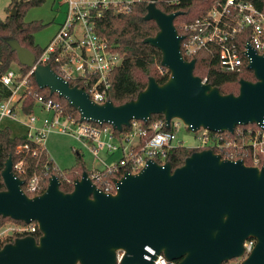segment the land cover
<instances>
[{"label": "water", "instance_id": "95a60500", "mask_svg": "<svg viewBox=\"0 0 264 264\" xmlns=\"http://www.w3.org/2000/svg\"><path fill=\"white\" fill-rule=\"evenodd\" d=\"M157 1L146 5L143 19L155 22L158 32L144 42L161 53V66L170 74L164 84L149 78L134 100L119 106L109 100L92 102L49 65L35 67L36 85L65 99L80 121L107 124L118 132L132 121L146 123L153 115H162L166 128L179 119L190 132L261 127L264 55L247 47L255 81L240 79L237 95H222L193 74L195 60L181 55L183 37L173 21L182 12L163 13ZM10 15H15L14 9ZM7 42L19 63L32 68L34 55L14 40ZM1 176L5 190L0 191V216L36 222L40 236L5 244L0 264H115L117 249L125 252L120 264H152L155 256L146 248L176 264H222L239 257L248 238L256 244L241 264H264V160L258 169L241 160H221L211 150L193 152L174 170L169 162L148 160L138 174L124 173L114 180L115 194L96 188L83 172L70 193H63L52 175L42 194L28 197L10 157ZM146 255L150 260L144 259Z\"/></svg>", "mask_w": 264, "mask_h": 264}, {"label": "built area", "instance_id": "2783aa9c", "mask_svg": "<svg viewBox=\"0 0 264 264\" xmlns=\"http://www.w3.org/2000/svg\"><path fill=\"white\" fill-rule=\"evenodd\" d=\"M65 2L67 10L62 23L27 75L20 77L18 72L9 70L1 77L0 83L10 91V95L0 102V120L11 116L15 100H20L28 90L27 78L33 75L35 67L49 65L50 62L57 67V74L65 81L84 80L89 87L86 93L92 102L103 104L108 101L106 90L109 88V78L112 71L121 65L122 55L113 49L106 38L96 34L94 20L107 10L114 14H129L142 0H65ZM149 2L150 0L147 4ZM178 34L183 37L180 52L186 61L195 60L197 54L205 53L222 71L235 74L250 71L253 74L249 68L247 47L259 56L264 55V12L243 0H218L204 15L182 24ZM159 71L161 74L169 72L162 66L159 67ZM202 82L206 83V80L203 79ZM35 105H40L46 115L41 118L33 114L28 115L25 134L28 140L44 148L47 135L57 131L84 143L95 160L101 164L99 168L90 169L88 177L96 188L106 194H115L114 180L120 179L124 173L138 174L148 160L154 162H157L156 159L163 160L167 151L183 146L175 134L180 123L183 124L179 119H175L178 122L174 125L170 122L169 131H164L166 127L164 119L153 121L148 128H143L140 121H132L130 130L115 137L111 126L92 125L80 121L79 118L66 114L52 99L38 97ZM38 121L39 125L36 124ZM199 131L202 133L197 137L196 147L192 149L211 150L219 155L221 160L243 162L246 159L250 167L258 169L262 167L264 123L254 129L237 126L232 133L211 132L203 128L195 132ZM24 150L30 152L32 156L36 155V151H30L27 145L24 146ZM100 152H105L107 156L118 153L119 157L116 162L109 164L100 157ZM12 170L17 176L23 174L25 158L12 165ZM114 173L119 177L104 180L105 176ZM22 190L28 197L38 196L44 192L37 174L32 175L26 182L23 181ZM25 236H32L38 240L40 232L36 222L9 223L0 228V244L11 238ZM255 244L254 238L246 239L242 244V254L227 261L228 264H241L251 254ZM145 250L149 256H155L152 264H176L162 254L156 255L152 249ZM124 254L121 249L115 251V264L121 263ZM149 256H144V259L150 260Z\"/></svg>", "mask_w": 264, "mask_h": 264}, {"label": "trees", "instance_id": "16d2710c", "mask_svg": "<svg viewBox=\"0 0 264 264\" xmlns=\"http://www.w3.org/2000/svg\"><path fill=\"white\" fill-rule=\"evenodd\" d=\"M148 1L142 0V2L136 4L129 14H114L107 10L94 20L96 34L106 38L113 49L122 55V63L112 71L109 78V88L106 90V99L115 106L134 100L137 94L146 88L149 78H154L159 85H162L170 75L169 72L161 74L159 71L161 66V53L159 50L144 42L158 32L155 22L143 19ZM216 1L218 0H159L156 2V7L166 14L182 12L173 21L176 30L180 32L182 24L189 23L204 15ZM243 1L264 12V0ZM43 2L44 0H10L9 5L6 7V17L3 20L0 19V79L7 71L11 70L13 64L19 67L20 77L26 76L29 71V68L19 63L17 54L11 49L8 40H14L21 47L30 51L35 60L43 53L44 48L41 49L34 43V34L41 30L43 25L39 22L25 23L23 21L24 14L28 9ZM12 9L15 10L14 16L10 15ZM194 58L196 63L193 74L201 80L205 79L207 84L217 88L222 95H237L240 79L255 81L250 71H245L242 74L222 71L216 62H212L207 58L205 53H199ZM49 65L55 73H58V69L54 64L50 62ZM68 83L71 87L77 86L85 92L89 90L84 80H69ZM27 84L28 90L24 92L19 100L20 111L23 115H30L33 112L36 99L43 97L57 102L66 114L76 119L79 118L78 112L65 99L58 97L56 94H50L48 89H40L36 85L33 75L27 78ZM9 95L10 91L3 88V97L7 98ZM160 119H164V117L153 115L148 122L140 123L143 128H148L153 121ZM89 123L97 125L92 122ZM247 127L257 128L255 124L242 126V128ZM170 129L171 126L169 128L165 127L164 131ZM128 130H130L129 127H123L121 132L112 129V133L115 137H118ZM25 145L28 146L30 151H36V155L32 156L30 152L24 150ZM195 151L197 150L177 146L167 151L163 160L156 159V163L169 162L172 170H174L181 167L184 160ZM9 157L12 160V165L25 158L24 173L19 174L18 177L26 182L32 175L37 174L43 190L47 187L49 177L55 175L60 182L59 189L63 193H70L73 190V182L79 179L83 172H87L88 175L91 173L90 169L85 168L82 156L78 152L73 167L57 171L45 148H41L28 140L26 135L13 137L10 129L5 127L0 129V191L5 190L1 172ZM243 162L246 166L250 165L246 159ZM115 177H119V175L116 173L110 174L105 176L104 180L109 181ZM9 223L24 224L21 221H14L0 216V228ZM14 239L11 238L2 242L0 249L5 244L12 243ZM222 264H228V262Z\"/></svg>", "mask_w": 264, "mask_h": 264}, {"label": "rangeland", "instance_id": "374dc122", "mask_svg": "<svg viewBox=\"0 0 264 264\" xmlns=\"http://www.w3.org/2000/svg\"><path fill=\"white\" fill-rule=\"evenodd\" d=\"M9 3L10 0H0L1 20L5 19L6 17L5 10ZM66 10L67 4L65 0H44V2L40 5L32 7L25 12L23 17V21L25 23L39 22L43 25V28L34 34L35 45H37L41 49L47 46V44L55 34L54 32L58 27V21L60 20L62 13H64L65 16ZM11 70H13L14 72H18L19 67L13 64L11 66ZM176 122H178V120L173 119L171 121L172 125H174ZM5 126H9V128L11 129L10 131L13 132L15 126L19 125L11 121L10 119H3L0 122V129L5 128ZM24 129H14V132L16 131L17 135H21L24 132L26 134L27 129ZM201 133V131L190 132L181 123L178 129L175 131L177 138L182 142L183 146L188 149L196 147L198 142L197 137H199ZM44 147L48 153L49 158L53 161L54 166L60 171L69 169L75 165L77 152L82 156L83 163L86 169L89 170L93 167H101V164L98 162V160H95V158L93 157L90 149L86 147L84 143L71 137L70 135L61 134L57 131L52 132L47 135L44 142ZM99 155L100 157L104 158L109 164L116 162L119 157L118 153L112 156H107L105 152H100Z\"/></svg>", "mask_w": 264, "mask_h": 264}, {"label": "crops", "instance_id": "0c3cea01", "mask_svg": "<svg viewBox=\"0 0 264 264\" xmlns=\"http://www.w3.org/2000/svg\"><path fill=\"white\" fill-rule=\"evenodd\" d=\"M63 19H64V13H62V16H61V18H60V20L58 21V27H59V25L62 23V21H63ZM58 27L56 28V30H55V32L54 33H56V31L58 30ZM0 102L1 101H4L5 99H7V98H4L3 97V88H6L4 85H2L1 83H0ZM7 89V88H6ZM20 113V102H19V100L17 99V100H15V102H14V107L11 109V116L10 117H5V118H3V119H10L11 121H13V122H15V123H17L19 126H15V130H17V129H27V126H26V124L28 123V116H26V115H23V114H19ZM31 114H35V115H37L36 117L37 118H41L42 117V115L43 116H45V112L43 111V109H42V107L40 106V105H35L34 106V109H33V112L31 113ZM21 116V117H20ZM2 119V120H3ZM0 122H1V120H0ZM37 125H39L40 124V122L38 121L37 123H36ZM5 127H7V128H9V126H5ZM2 129V128H1ZM10 129V128H9ZM14 129H13V132H14ZM24 129V130H25ZM11 130V129H10ZM12 131H11V135L13 136V137H18V136H22V135H24L25 134V132L24 133H22L21 135H17L16 134V131L13 133ZM45 148V147H44Z\"/></svg>", "mask_w": 264, "mask_h": 264}]
</instances>
